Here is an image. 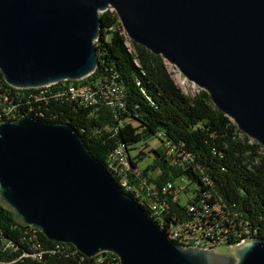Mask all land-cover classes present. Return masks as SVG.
<instances>
[{
	"label": "water",
	"instance_id": "water-1",
	"mask_svg": "<svg viewBox=\"0 0 264 264\" xmlns=\"http://www.w3.org/2000/svg\"><path fill=\"white\" fill-rule=\"evenodd\" d=\"M177 67L264 148V0H0V73L10 86L76 81L97 67L100 13ZM0 206L21 226L119 264H264V238L196 247L168 238L69 123L0 122Z\"/></svg>",
	"mask_w": 264,
	"mask_h": 264
},
{
	"label": "trees",
	"instance_id": "trees-1",
	"mask_svg": "<svg viewBox=\"0 0 264 264\" xmlns=\"http://www.w3.org/2000/svg\"><path fill=\"white\" fill-rule=\"evenodd\" d=\"M99 17V37L95 42L97 67L87 77L36 88L47 93L40 102L29 103L32 88H14L0 73V102L8 99L14 104L18 97H25L22 99L26 105L18 106L16 116L10 119L25 112L44 121L71 124L88 152L105 167L112 150L123 145L131 167L138 170L136 162L144 153L139 151L132 157L129 152L141 140L155 136L164 149L154 150L156 158L145 169L138 170L140 174L157 188L182 177L187 180L184 192L194 185L192 198L184 205L173 193L165 195L168 212L164 218L167 223L165 226L162 223V228L166 234L170 236L167 228L170 223L191 217L186 209L188 203L202 199L203 205L209 208L218 205L223 214L222 227L228 233L246 226L254 232L253 237L264 238V148L216 109L204 90L199 89L191 97L185 95L161 56L132 41L134 51L130 52L113 10L107 9ZM98 81L105 91L112 83L118 84L124 92V106L110 108L102 100L98 104L84 105L59 95L69 85L88 84L94 88ZM165 142L173 146L172 153L166 154ZM108 171L120 183L119 177ZM128 183L136 186L134 175L128 177ZM122 188L138 203L130 187ZM138 205L150 214L146 204ZM0 235L12 241L16 248L9 250L2 248L4 244L0 246V264H119L118 258L109 252L86 257L69 243L50 241L40 231L17 224L2 206ZM29 238L49 251L40 262L20 257L23 251L28 252ZM240 240L228 239L225 244Z\"/></svg>",
	"mask_w": 264,
	"mask_h": 264
},
{
	"label": "built area",
	"instance_id": "built-area-1",
	"mask_svg": "<svg viewBox=\"0 0 264 264\" xmlns=\"http://www.w3.org/2000/svg\"><path fill=\"white\" fill-rule=\"evenodd\" d=\"M99 83L98 81L94 88H85V85H72V87L65 88L59 95L63 94L68 96L70 99L76 100L84 105L98 104L100 100H102L104 104L110 108L119 109L124 106V94L118 84L112 83L105 91ZM32 90L33 92L30 94L31 98L28 99L29 103L40 102L47 93V91H36V88H32ZM22 98H25L24 95L18 97V101L14 104L8 99L0 102V106L6 108V111H9L8 120H10V117L16 116L15 114L18 106L26 105V102H24ZM30 109H34V107H30ZM18 116H20V114ZM165 147L167 148L166 154H170L174 150L169 142H165ZM106 165H114V168H117L118 174L120 177H123V180H125L127 186L130 187L134 196L143 198V203L146 204L150 214L159 218L160 223H163L165 226L167 222L164 218H166L168 212L165 195L173 193L176 198V195L184 190L183 188L187 183L186 178L182 177L176 178L173 181H167L159 188L153 184H149L146 176H142L138 170L131 167L128 153L124 150L123 145H118L112 150L106 161ZM130 175H134L137 180L136 186L129 185L128 177ZM175 181L183 182V186L176 185ZM177 188L180 190L179 192H176ZM186 209L187 212L191 213L190 218L170 223L167 227L172 235V241L177 244L196 247H212L225 244L228 239H248L252 238L254 235V232L246 229V226L239 231L233 230L228 233L222 227L221 219L223 218V214L219 210L217 204L209 208L207 205H203L201 199L199 202L192 201V203H188ZM212 216L214 219L211 218ZM3 244L4 246H2ZM0 246H2L3 249L16 250L14 243L5 240L2 235H0ZM27 250L28 252L23 251L20 257H29L36 262H40L44 254L49 252L47 249L35 245L30 238Z\"/></svg>",
	"mask_w": 264,
	"mask_h": 264
},
{
	"label": "rangeland",
	"instance_id": "rangeland-1",
	"mask_svg": "<svg viewBox=\"0 0 264 264\" xmlns=\"http://www.w3.org/2000/svg\"><path fill=\"white\" fill-rule=\"evenodd\" d=\"M124 31V30H123ZM126 35V33L124 32ZM127 38V46L130 52H133V47L130 43V39L126 35ZM166 61V60H165ZM167 70L170 73L171 77L173 78L174 82L177 84V86L181 89V91L187 95V96H194L197 92L198 87L194 82L189 81L186 79L179 71L178 69L172 64L168 63L166 61ZM192 83H194L196 86L192 87ZM72 86V85H69ZM78 86V85H76ZM135 124V123H134ZM250 140L254 141L253 139L249 138ZM146 145V146H145ZM164 149V146L161 142V140L155 136H150L146 139L141 140L135 145V149L130 150L129 154L133 157L135 154H137L139 151H143L144 154L141 155V159L137 160L136 165L137 169L139 171L145 169L148 165H150L154 159L156 158L154 150L162 151ZM176 185L183 186V182L175 181ZM194 185L189 186V191L184 192L180 191L178 188L176 189V192H179L176 195V200L181 204L184 205L189 201V198L193 194Z\"/></svg>",
	"mask_w": 264,
	"mask_h": 264
},
{
	"label": "bare ground",
	"instance_id": "bare-ground-1",
	"mask_svg": "<svg viewBox=\"0 0 264 264\" xmlns=\"http://www.w3.org/2000/svg\"><path fill=\"white\" fill-rule=\"evenodd\" d=\"M110 10H112L111 8H109ZM171 65V64H170ZM173 66V65H172ZM177 68V67H176ZM179 71V70H178ZM180 72V71H179ZM74 84V83H73ZM50 85H52V84H49V85H45V86H41V87H48V86H50ZM83 85H85V84H82V85H79V86H83ZM76 86V85H75ZM196 85L194 84V83H192V87H195ZM69 87H72V86H69ZM36 88H40V87H36ZM85 88H90L89 87V85L88 84H86L85 85ZM121 90H122V88H120ZM201 89V88H200ZM199 90V88L197 89V91ZM122 93L124 94V92H123V90H122ZM11 118V117H10ZM9 119V111H6V108H1V110H0V120L1 121H4V120H8ZM11 120V119H10ZM12 120H14V119H12ZM106 168H107V170L109 169V170H111V171H113L114 173H115V175L116 176H118L119 177V179H120V183H118L121 187H126L127 189H129V187L127 186V184L125 183V180H123V177H120V175L118 174V172H117V168H114V165H106ZM111 173V172H110ZM112 174V173H111ZM118 182V181H117ZM135 198L137 199V201H138V203L139 204H141V205H143V204H145V203H143V198H137V196H135ZM150 216H151V218L153 219V217L158 221V223H157V225L163 230V228H162V223H160V219L159 218H157L156 216H154V215H151V214H149ZM154 220V219H153ZM155 221V220H154ZM164 231V230H163ZM165 232V231H164ZM166 233V232H165ZM169 233H170V231H169ZM167 236H168V238L169 239H171L172 240V235L170 234V236L168 235V234H166ZM242 240H245V239H242ZM242 240H240V241H242Z\"/></svg>",
	"mask_w": 264,
	"mask_h": 264
}]
</instances>
